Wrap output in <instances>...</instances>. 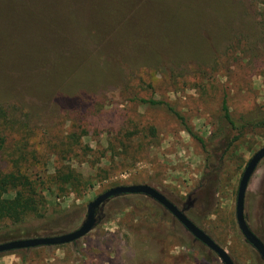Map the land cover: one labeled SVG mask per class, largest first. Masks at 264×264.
I'll list each match as a JSON object with an SVG mask.
<instances>
[{
  "label": "rangeland",
  "instance_id": "374dc122",
  "mask_svg": "<svg viewBox=\"0 0 264 264\" xmlns=\"http://www.w3.org/2000/svg\"><path fill=\"white\" fill-rule=\"evenodd\" d=\"M226 95L237 122L264 118V0H0V173H22L43 190L44 219L23 225L31 235L73 232L102 193L149 185L235 264H264L236 219L264 127L247 128L222 158L224 137L235 135L223 120ZM142 99L175 105L210 158L166 109ZM68 168L80 183L56 185ZM205 173L212 179L200 190ZM245 216L264 241V160ZM10 255L16 264H222L142 195L107 202L73 244Z\"/></svg>",
  "mask_w": 264,
  "mask_h": 264
},
{
  "label": "trees",
  "instance_id": "16d2710c",
  "mask_svg": "<svg viewBox=\"0 0 264 264\" xmlns=\"http://www.w3.org/2000/svg\"><path fill=\"white\" fill-rule=\"evenodd\" d=\"M141 102L144 105L150 107H161L166 109L174 118H176L188 135L195 140L201 148L206 152L208 158H210L209 146L205 139L201 137L187 121L185 115L178 110V108L170 102L162 100H145L142 99ZM222 114L223 120L229 126L231 133L235 134L233 137L225 136L224 143L225 148L222 153V158L226 157L230 152L231 148L238 143L247 133L249 127L258 126L264 127V118L259 120L237 122L233 119L231 110L228 105L227 95L224 96L222 102ZM5 139L2 135L0 127V152L4 148ZM208 163V161H206ZM207 171L215 170L214 165L206 164ZM221 166L216 170H220ZM69 171V172H68ZM207 173V172H206ZM204 174L198 189L202 190L206 187L207 178L211 177L212 174ZM81 176L77 174L74 170L68 168L67 172L64 169H58L54 177V183L60 185L61 187H68L75 185L79 182ZM82 179V178H81ZM212 179V177L210 178ZM61 191L65 190L61 188ZM46 207V199L43 195V190L41 192L37 189L35 183L30 180V178L19 172H9L0 173V243L27 239L33 237H50L56 236L50 232L39 235L37 232L30 234L29 230L24 229L23 225L27 223L29 219H44L43 207ZM74 208L69 210H64L65 212L73 211ZM102 219V212L98 217V223ZM247 220V219H246ZM59 233L62 230H58ZM196 240V239H195ZM263 243L264 241L260 239ZM29 250L16 251L12 253H7L3 255L17 254L19 252H27Z\"/></svg>",
  "mask_w": 264,
  "mask_h": 264
},
{
  "label": "water",
  "instance_id": "95a60500",
  "mask_svg": "<svg viewBox=\"0 0 264 264\" xmlns=\"http://www.w3.org/2000/svg\"><path fill=\"white\" fill-rule=\"evenodd\" d=\"M263 160L264 147L256 152L252 159L248 162V165L240 180L237 193L236 219L240 233L264 262V243L251 230L245 216V199L248 187L254 173ZM132 195H142L156 201L165 210H167L198 242L206 246L212 253H214L222 264H235L234 260L226 249L217 244L208 234L200 229L166 196L149 185L118 186L109 189L88 204L86 220L77 230L62 235L50 237H33L0 243V255L42 247H59L73 244L86 237L94 230L98 224V217L103 211V206L107 202L117 197Z\"/></svg>",
  "mask_w": 264,
  "mask_h": 264
},
{
  "label": "crops",
  "instance_id": "0c3cea01",
  "mask_svg": "<svg viewBox=\"0 0 264 264\" xmlns=\"http://www.w3.org/2000/svg\"><path fill=\"white\" fill-rule=\"evenodd\" d=\"M19 258L17 255H4L0 258V264H16Z\"/></svg>",
  "mask_w": 264,
  "mask_h": 264
},
{
  "label": "flooded vegetation",
  "instance_id": "af4514ba",
  "mask_svg": "<svg viewBox=\"0 0 264 264\" xmlns=\"http://www.w3.org/2000/svg\"><path fill=\"white\" fill-rule=\"evenodd\" d=\"M252 230V229H251ZM255 234V233H254Z\"/></svg>",
  "mask_w": 264,
  "mask_h": 264
}]
</instances>
